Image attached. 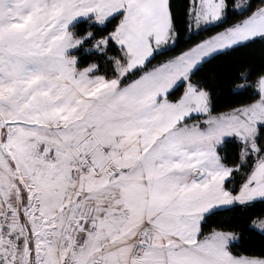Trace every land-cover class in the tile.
Listing matches in <instances>:
<instances>
[{"label":"rangeland","instance_id":"rangeland-1","mask_svg":"<svg viewBox=\"0 0 264 264\" xmlns=\"http://www.w3.org/2000/svg\"><path fill=\"white\" fill-rule=\"evenodd\" d=\"M247 1L239 0L238 9ZM98 2L0 0V210L8 208L13 215L9 231L20 234L14 249L1 241L0 259L7 257V264H66L74 232L92 225L96 234L87 246L83 250L72 247V264H264L231 255L232 234L213 232L200 238V224L214 210L264 200V156L256 160L236 194L229 193L224 184L238 167L227 168L217 157L218 147L232 137L242 144L243 163L247 156H257V128L264 124V77L256 85L262 99L259 104L221 115H212L208 96L188 84L192 71L209 57L264 34V10L239 37L191 49L123 89L119 82L130 71L129 56L121 49L127 61L109 58L119 79H105V99H94L91 89L83 97L90 103L85 105L80 99L73 114L63 75L78 69L72 53L91 35L76 37L71 28L88 19L103 26L109 14L95 6ZM52 3L60 7L56 16L48 14ZM210 4L207 26L223 19L224 0L220 6L219 0ZM116 15L123 20L122 12ZM196 16L195 4L191 9L194 32L207 27L196 28ZM64 21V29L57 32L55 25ZM166 40L167 44L155 43V53L174 44L172 32ZM110 42L114 43L109 38L96 40L84 51L105 54ZM91 66L88 70L95 74L97 67ZM181 83H185L181 98L167 101V95ZM55 85L63 87L56 92ZM2 143L8 157L1 150ZM167 159L181 162L182 167L165 172ZM115 184L122 188L118 193ZM176 185L179 188L173 193ZM101 188L108 199L116 193L119 200L137 199L135 206L148 203L143 219L131 207L119 212L118 228L128 236L118 240L112 255L102 251L97 236ZM169 202L186 205L174 209L183 214L169 222L166 234H159ZM126 220L135 221L137 228ZM254 228L264 233V219ZM139 236L145 240L143 251L134 257L132 247Z\"/></svg>","mask_w":264,"mask_h":264},{"label":"trees","instance_id":"trees-1","mask_svg":"<svg viewBox=\"0 0 264 264\" xmlns=\"http://www.w3.org/2000/svg\"><path fill=\"white\" fill-rule=\"evenodd\" d=\"M196 1H168L174 44L162 52L154 53L144 66L127 73L120 80V87L131 84L144 74L172 62L202 42L241 24L255 11L264 7V0H248L242 9H238L239 0H224L223 19L217 24L194 32L191 24V9ZM120 20L121 15H116L103 26L92 23L91 19L80 21L72 26L71 31L76 37L91 35L81 48L72 53L77 61L78 69L95 65L96 75L103 76L106 80L118 78L113 61L109 58L126 63V55L121 54L123 51L120 48L110 42L105 54H87L84 49L91 47L96 40L108 38L115 32ZM263 77L264 34L209 57L192 71L188 84L208 96L209 110L212 115H221L258 102L260 94L256 85ZM184 88L185 83L174 88L167 95V101L177 102L183 95ZM256 145L257 156H247L244 163L241 161L243 147L236 138H228L218 147L217 157L221 164L230 169L238 167L224 184L229 193L236 194L239 191L251 175L256 160L264 156V124L257 128ZM262 219H264V200L217 209L203 218L200 224V238L207 237L213 232L232 234L235 241L228 247L231 255L237 258L246 257L264 261V233L254 228V224ZM26 232L27 240L32 248L31 234L28 233V229Z\"/></svg>","mask_w":264,"mask_h":264},{"label":"crops","instance_id":"crops-1","mask_svg":"<svg viewBox=\"0 0 264 264\" xmlns=\"http://www.w3.org/2000/svg\"><path fill=\"white\" fill-rule=\"evenodd\" d=\"M138 1L139 0H99L98 3H95V6L97 5L98 7H100L102 11L109 14L108 20L109 18L113 17L114 15L118 13H121V12L123 13L124 15L123 20H121L115 32L112 33L108 38L111 39V41H113L117 45V47H120V49L124 50L125 53L129 56V60L127 62V68L129 67L130 72L137 68L144 66L153 57L155 53L154 51L155 43L157 42L160 43L163 41V43L167 44L168 41L166 39L168 35H171V23H170V15H169V10H168L169 0H143L141 1L143 5H140V6L138 5ZM209 1L210 0H197L195 3L196 11H197L196 21L198 25L196 28L207 26L206 18H210V15H212L211 11H212V5H213V4L209 5ZM221 1L223 2V0H219V6L221 4ZM56 5L57 4L54 3L52 7L47 9L49 15L56 16L57 14H59L58 11H60V7L57 8ZM71 9H72V6H71ZM262 10H264V7L255 11L248 19H246L241 24L235 27L229 28L218 35H215L214 37L202 42L201 44H199L193 49L200 50L202 47L206 45L210 46V44H213V43L214 45H217V44L219 45L221 42L224 43L225 41L239 37L240 35H242V33L246 29L250 27L251 25L250 22L253 19L260 18V16H258V13H261ZM92 18L93 20L95 19L94 17ZM38 19L41 20V18H38ZM40 20L39 22H41ZM64 22L65 23L63 24H56L54 29L57 32L62 31L66 24V21ZM211 23L212 21L209 24ZM45 26H48V25L46 24ZM71 59H74V58H71ZM71 64H73V61L71 62ZM90 67L92 66L90 65L89 67L82 69V70L76 69V71H72V72L67 71L66 72L67 75H63L65 76L63 80V83H64L63 85H66L67 89L69 90L68 92L70 93V95L67 96V102H69L68 104L70 105V109L73 114H75L78 111L77 109L80 106V102H79L80 99H81V102L85 105L90 103L89 100H86L85 102L83 97H85V94L91 91V89H93V92L95 94V95L93 94L95 97L94 99L99 100L101 97L105 99V78L103 76L96 75L93 72L89 71L88 69ZM154 71H157V70L156 69L152 70L144 74L143 76L148 75L149 73L154 72ZM134 82H132L131 84H133ZM63 85L59 86L58 88L56 87V85L54 87L52 86V89L58 92L59 90H61ZM129 85L125 87H121V89L129 87ZM101 86H102V89L99 88ZM45 90L48 92V89H45ZM77 93H81L82 98L77 97L78 95ZM261 100L262 99L260 96L259 101L254 103L253 105L259 104ZM104 106H105V103L103 102V107ZM24 142H26V140H24ZM167 162L169 163V164L165 163L167 167L165 168L166 170L165 172L167 173H169L172 170L179 169V167H182L179 165L181 162L179 164H176L174 162H177V161H174L172 159L170 160L167 159ZM172 176L175 177V175H172ZM177 188H179V186L177 185L174 186L173 193L175 192ZM100 190L101 191L103 190L102 191L103 198L101 197V195H98V203H97V207H98V210H97V213H98L97 234L98 235L97 236L99 240L98 242H99V247L103 249L102 251H106L108 254L112 255L111 249L113 248V246L118 244V240L120 238L128 236V234H121V230L118 228L119 225L117 224H119L118 222L119 212H122L123 207H131L134 209L133 213L134 212L138 213L143 219L145 216L144 214L147 212L148 203L146 200L145 205L135 206V203L139 202L137 199L134 201L133 200L125 201L123 199L119 200L115 198V194L118 193L119 190H122V188L116 186V184L114 185V192L116 193L114 194L113 198H110V199L106 198L105 188H101ZM168 194L170 196V193ZM169 196L167 197V199L170 198ZM208 198L209 196L207 197V199ZM180 206H183V205L179 203V206H178V203L174 204L172 202L171 203L169 202L168 205H165V208H166L164 212L165 218H163V220L165 221H162L160 224L161 232L159 234H166L165 232H167L168 230L169 222L179 220L180 215H182L183 213L176 212L174 209L176 208L179 209ZM127 220L126 222L130 223V227L134 223L136 225L134 226L133 229L137 228V223H135V221H127ZM141 220H138L136 222H140ZM180 221L182 220L180 219ZM112 222H116V225H112ZM152 227H155L156 229H158V227L155 225H153ZM118 229L120 231H118ZM137 234H140V233L137 231ZM153 235L154 234H152V236Z\"/></svg>","mask_w":264,"mask_h":264},{"label":"built area","instance_id":"built-area-1","mask_svg":"<svg viewBox=\"0 0 264 264\" xmlns=\"http://www.w3.org/2000/svg\"><path fill=\"white\" fill-rule=\"evenodd\" d=\"M13 215L8 211V208H2L0 210V243L2 240L6 241V244L8 245L9 249H14L16 246V243L19 239V232L16 230H13L10 232V228L13 225ZM96 234V228L92 225L84 226L82 229H77L73 236H72V242H71V249L69 256L67 257L66 264H72V257L75 254V252L71 251L72 247H76L78 250H83L89 240ZM144 237L139 236L133 243L132 247V254L134 257H137L140 255L141 251H143L144 246ZM8 258L5 257L4 259H0V264H7Z\"/></svg>","mask_w":264,"mask_h":264},{"label":"water","instance_id":"water-1","mask_svg":"<svg viewBox=\"0 0 264 264\" xmlns=\"http://www.w3.org/2000/svg\"><path fill=\"white\" fill-rule=\"evenodd\" d=\"M1 150L5 156H9V152L6 150L4 143L1 144ZM14 173L16 174V171H14ZM16 179H19L18 175H16Z\"/></svg>","mask_w":264,"mask_h":264}]
</instances>
